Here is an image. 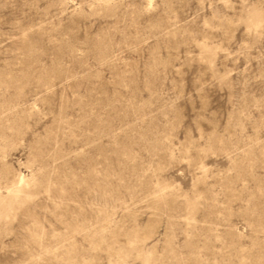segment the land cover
Wrapping results in <instances>:
<instances>
[{"label":"rangeland","instance_id":"1","mask_svg":"<svg viewBox=\"0 0 264 264\" xmlns=\"http://www.w3.org/2000/svg\"><path fill=\"white\" fill-rule=\"evenodd\" d=\"M0 264H264V0H0Z\"/></svg>","mask_w":264,"mask_h":264}]
</instances>
